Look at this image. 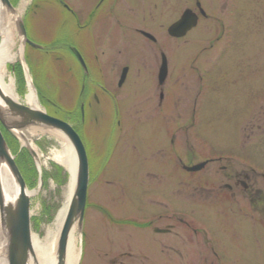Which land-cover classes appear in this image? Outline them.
<instances>
[{"label": "flooded vegetation", "instance_id": "af4514ba", "mask_svg": "<svg viewBox=\"0 0 264 264\" xmlns=\"http://www.w3.org/2000/svg\"><path fill=\"white\" fill-rule=\"evenodd\" d=\"M159 1L30 0L24 12L27 33L47 37V43H41V51L50 54L68 50L82 67L74 48L80 50L69 40L75 38L79 46L87 45L100 71L126 69L121 85L117 77L97 81L93 78L90 87L83 85L77 109L80 122L86 114L95 118L101 112L104 114L99 107H105V103L113 104L111 112L117 118L138 102L134 104L139 108L136 113H150L159 122L152 129H162L164 140L162 133L156 135L153 130L138 129L132 133L137 154L138 141H143L146 152L142 150L140 154L167 151L168 158L161 161L153 156L143 158L146 163L138 164L137 172L129 176L115 172L119 159L114 158L121 142L128 139L129 131L108 130L106 157L101 159L104 167L111 165L105 183L111 187L110 194L120 183L127 206L116 210L119 214L111 207L104 210L110 229H114L106 243L107 262L264 264V154L263 159L255 157L264 151V0H252L253 4L246 8V0H210V3L194 0L193 7L187 8L196 13L195 26L183 37L169 35L167 28L162 39L159 21H166L174 8L158 19L155 11ZM163 1L164 4L173 1L174 5L176 0ZM245 9L248 13H241ZM193 30L196 36L190 40L188 35ZM53 37L58 40H51ZM125 39L126 46L116 49L113 44ZM178 40H183L185 46L175 47ZM175 52L181 53L178 63L191 82L187 84L186 96L190 122L183 127L166 126L159 120L161 115L172 117L176 108L173 89H166ZM163 58L167 74L161 82ZM211 70H215L221 88L227 84L235 89L240 77L250 76L247 86L250 93L244 104L245 112L238 118L236 140L224 147L208 146L204 127L194 125L198 99L206 90L202 93L204 81L206 84L213 78L209 76ZM137 80L156 86L159 91L156 105L151 103L155 94H150L141 99L120 97L118 107L117 91L125 90ZM203 111L201 103V116ZM242 120H247V126H239ZM177 133H182L183 139ZM197 165L202 166L194 171L189 169ZM175 166L185 173H174ZM98 177L99 173L90 175L93 179ZM109 197V201L113 200ZM124 226L131 227L134 237L127 239L117 234L126 230ZM115 234L117 237L113 239Z\"/></svg>", "mask_w": 264, "mask_h": 264}, {"label": "rangeland", "instance_id": "374dc122", "mask_svg": "<svg viewBox=\"0 0 264 264\" xmlns=\"http://www.w3.org/2000/svg\"><path fill=\"white\" fill-rule=\"evenodd\" d=\"M11 1L14 6H16L21 0ZM205 2L210 3V0H205ZM159 3L160 4L155 11L158 14V19H161L160 15L163 13H168V9L173 10L174 8V13H171L166 21H159V26L161 27H159L158 32L159 37L162 39V37L164 38V35L167 34L168 26L180 17L184 9L187 7H193L194 0H176L174 5L172 4L173 1H166L164 4V1L160 0ZM249 4H253V1L246 0L244 8L248 7ZM255 7L258 8V6ZM255 11L259 12L258 10ZM24 12L25 9L21 14L22 21L24 20ZM241 13H248V10L246 11L245 9ZM173 14L174 16H172ZM12 29L14 39L17 43L16 46L19 47L21 43L20 26H18V24H13ZM195 32L196 30H193L189 33L188 37L190 40L195 38ZM29 38L40 44L42 42L47 43V37L41 36L37 32H31ZM54 39L58 40V37H53L51 40ZM69 40L73 43L72 45H75L73 47H77L80 50L85 61V67H81L72 53L65 49L62 51L59 50L56 52L57 54L51 52L48 55L41 50L32 49L24 42L23 55L29 68L42 109L56 117L63 118L76 126V130L81 135L87 150L90 174L99 173L98 178H90V180H93L88 187L87 207L85 209L83 222L82 224H80L78 220L75 222L78 231V245L80 249L79 264H95L98 260L99 262L96 264H110L107 262L109 256H106V243L110 237V232H113L114 229H110L111 226L107 219L108 216L104 210L106 207H111L112 210L114 209L115 211L119 209L122 210L127 204L125 202V194L119 187L120 183H117L116 188H112L111 194L109 193V188L111 187L105 183V174L108 173L111 165L109 164L104 167L101 159L106 157V150L109 144L108 130L127 129L129 131L127 134L128 139L121 142L118 151L114 156V158L117 157L119 159L116 168L117 171L115 172L121 176L135 174L137 172L136 166L140 163H146V161L141 160L143 158L153 156L155 160L161 161L163 158H168V153L167 151H156L154 153H149L148 155L140 154L139 151L143 150L142 147L145 148V145L141 144L143 141H138L140 143L137 146L138 154L136 148H133L134 140L131 136L135 130H153L156 135H161L162 133V129H160L161 131L159 129H152L153 126H159L156 117H151L150 113L139 112V115L136 113L139 108L134 104H138V102L131 105L128 110L126 109V111L122 113V117L117 118H115L114 114L111 112V109L114 108L113 104L105 103V107H103L104 105L99 107L102 111L104 110V114H101L103 113L101 110L98 111L101 112L98 118L86 114L87 116H85L84 121L81 119L82 123L80 122L77 109L79 101L81 100L79 93L82 91L83 85L85 84L87 87H90L93 78L94 81L103 80V78L117 77L118 79L120 77L121 69H102L100 71L94 64L87 45L81 47L78 44V39L69 38ZM1 41L2 36L0 35V45ZM85 41H87V36ZM126 44L127 42L125 39V41L121 40L120 43L116 42L113 45L116 49H120L121 47L126 46ZM178 46H185L184 41H175V47ZM212 52L215 53V49ZM180 54L175 52L173 55L175 64L170 70L171 78L166 83V89H173V94H175V112L172 117H164L161 115L159 118L162 124L166 126L183 127L189 125L190 122V118H188L189 115L186 111V106L188 104V102H186V96L187 93H189L187 92V84L191 82L186 79L184 75L185 69H183L180 63H178L181 60ZM7 69V79H14V84L20 99H24L25 93L27 92V81L24 69L19 62L8 63ZM214 71L215 70H211L209 74V76L213 75L211 81L206 84L204 81L205 86L203 87L202 93L204 92V89L206 90L198 99L197 115L195 117L194 125L197 127H204L202 130L206 135L205 142L208 146L213 144L214 146L212 147H224L228 143H232L236 140L235 131L238 129V118L245 112L246 107H244V104L245 101L248 100V93H250L247 89L250 76H245L244 78L240 77V84L238 87H235V89H232L233 86L229 87L227 84H224L222 86L223 88H221L220 85L217 84ZM196 82L199 83V79ZM158 93L159 91L157 92L156 86L152 87V85L137 80L135 84L127 85L125 90L121 89L120 91H117V94L119 95L117 98V106L119 107L121 105L119 101L120 97L141 99L146 98L150 94H155L153 97L154 100L151 102L152 106H154L157 102L156 94ZM195 99H197V96L194 94V100ZM201 103L204 108L203 116L199 114ZM243 125L247 126V120H242L239 123V126ZM176 130L177 132L181 131L179 129ZM192 131H194V129ZM5 132L8 147L21 170L27 188L36 191L35 194L30 197L32 233L43 235L47 226L54 222L59 209L66 201V189L70 180V174L56 158L58 151L65 146L66 142L58 137L56 129L46 127H44L42 131L30 136V144L28 145L22 144V141L14 130H6ZM180 136L182 138V133H177V137ZM162 140H164L163 133ZM32 151H35V156ZM143 152H146V150H143ZM263 154L264 151L257 154L255 156L256 159H263V157H261ZM37 158L40 159L42 164L41 167H38L37 165ZM125 159L126 162H123L122 160ZM174 173L185 172L175 166ZM95 190H97V194L95 193ZM109 196H112L113 200L115 199L114 202L113 200H108V198L111 199ZM111 203L114 204L111 205ZM145 205H149V203L145 202ZM119 211H116V213L119 214ZM123 229L126 230L117 232L119 236L123 235L127 239L134 237L135 233L131 232L130 226H124ZM112 236L113 235H111V237ZM114 237L116 238L117 235L115 234L113 239ZM58 241L59 235L57 244ZM113 244H115L114 241ZM101 261L103 263H100ZM123 264H140V262L126 261ZM144 264H152V262L147 261L144 262Z\"/></svg>", "mask_w": 264, "mask_h": 264}, {"label": "bare ground", "instance_id": "6f19581e", "mask_svg": "<svg viewBox=\"0 0 264 264\" xmlns=\"http://www.w3.org/2000/svg\"><path fill=\"white\" fill-rule=\"evenodd\" d=\"M28 1L29 0H21L19 3H17L16 6H14V4L12 3L14 8H10L5 4L0 3V35L2 36V41L0 45V108L6 114H10L9 113L10 110H9V105L6 103L5 99H12L24 105L46 111L41 107L39 97L37 95L35 86L33 84L30 75L29 68L24 60L23 47H24V42L26 43L25 36L21 32L20 34L21 43L20 46L17 47L16 46L17 43L14 39V33L12 29L13 24L14 25L18 24L19 26V23L22 20L21 14L24 11L25 6L28 4ZM23 21L25 24V20ZM26 34L27 37L29 38V34L28 33ZM26 44L30 46L32 49L40 50V48L34 47L28 43ZM37 44L43 46L40 43ZM10 62H14V63L19 62L22 68L24 69V73L27 81V92L25 93L24 99H20V96L14 84V79L13 78L9 80L7 79V70H8L7 65ZM11 118L15 120H20V118H14V117ZM0 129L4 137H6L5 134L6 130L11 131L5 127V125L1 122V120H0ZM43 129L44 127L42 126L40 127L37 125H32L26 128L13 129V130L22 141V144L28 145L30 144L29 137L33 136L37 132L42 131ZM57 135L66 142L65 146H63L61 150L58 151L56 157L58 162L61 163L70 174V180L66 189V193H67L66 201L59 209L54 222L51 223L49 226H47L45 233L43 235H40L38 233L32 234V253L30 254V262H29L30 264H78L79 262L80 249L78 245V231L76 224H74L70 230L67 250L62 261L60 260L58 253L57 239H58L59 231L66 217L76 184L77 156L71 142L66 137V135L59 130H57ZM8 150L9 153L12 155L9 147ZM37 160H38L37 161L38 167H41L42 164L40 162V159L37 158ZM0 188L3 196L2 208L0 209V264H9L8 251H7L8 230L6 225L4 224L5 223L4 221L6 219L5 209L6 207H9L15 203L20 193V187L16 182L14 176L12 175V171L8 163L2 157H0ZM26 191L29 197H32L36 192L35 190L32 191L29 190L28 188Z\"/></svg>", "mask_w": 264, "mask_h": 264}, {"label": "water", "instance_id": "95a60500", "mask_svg": "<svg viewBox=\"0 0 264 264\" xmlns=\"http://www.w3.org/2000/svg\"><path fill=\"white\" fill-rule=\"evenodd\" d=\"M10 8H14L10 0H0ZM196 22L195 14L187 9L182 17L169 27V33L174 36H183ZM21 32L25 36L26 43L41 48L42 46L33 42L27 37L24 21L19 23ZM83 67L85 62L77 49L74 48ZM126 71V70H125ZM125 71L123 77L125 76ZM167 74L166 62L160 70L161 82ZM9 105L10 114H6L0 108V120L9 130L26 128L32 125L47 127L61 131L71 142L77 156L76 184L71 198L69 208L61 227L58 253L62 261L67 250L69 233L75 222L78 220L82 224L87 203L89 185V161L84 142L71 123L61 118L55 117L46 111L39 110L12 99H5ZM14 118H20L15 120ZM23 130V129H22ZM35 156V151H32ZM0 157L8 163L12 174L20 187V193L15 203L6 207L5 225L8 230V259L9 264H30V254L32 253V230H31V209L30 197L27 194L26 181L17 166L14 157L9 153L8 145L0 129ZM202 165L193 166L190 170H198ZM3 196L0 188V209L2 208Z\"/></svg>", "mask_w": 264, "mask_h": 264}]
</instances>
